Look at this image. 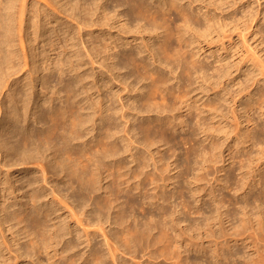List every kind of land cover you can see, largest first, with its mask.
Masks as SVG:
<instances>
[{
  "label": "bare ground",
  "instance_id": "1",
  "mask_svg": "<svg viewBox=\"0 0 264 264\" xmlns=\"http://www.w3.org/2000/svg\"><path fill=\"white\" fill-rule=\"evenodd\" d=\"M69 1L73 11L79 8L94 16L100 13V23L118 25L121 35L99 39L100 48H93V56L99 55L102 59V77L93 79L91 87L85 84L91 77L88 78L87 72V77L80 75L76 68L83 62L77 50L72 52L69 63L68 60L54 63L48 58L46 64L50 63L46 69L42 68L44 71L33 63L32 77L29 75L20 89L15 88L9 96L11 104L6 108L10 112L2 122L0 151L8 164L33 166L35 171L17 179L16 182L21 183L18 189L0 180V264H109V259L111 264H128L125 257L135 260L140 253L143 254L140 258L147 257L145 264H221V261L264 264V168L260 169L264 164V138L259 136L264 129H258V120L264 118V73L257 71L260 77L252 80L247 99L241 104L245 106L243 113L247 119L244 122L252 123L254 129L245 128L239 121L243 129L231 137L226 125L221 123L225 121L223 107L229 99L228 83L222 79L229 76L231 68L226 65L213 70L209 66L212 73L195 51L200 46H194L199 38H207L216 24L207 7H199L196 14L191 10L195 2L206 0ZM9 2L12 6L20 1ZM20 3L18 21L22 27L28 0ZM10 9V6L3 8L0 2V30L3 32L0 33V91L9 86L6 78L19 76L23 70L19 63L13 62L20 60L18 53L12 50L16 41L13 42L16 35L13 32L19 28L13 31L17 24L12 19L16 21L17 16L16 9H12L14 12ZM172 12L178 17L172 18ZM261 21L264 22V17L252 19L251 24L255 22L254 26L259 28ZM81 22L82 25L93 23L86 19ZM36 27L33 29L37 30ZM261 34L264 37L262 28ZM129 35H133V40ZM74 45L70 50H74ZM93 56L89 54L94 63ZM263 56L259 57L263 64L258 68L260 71L264 69ZM24 60V65L28 66L26 53ZM42 71L46 72L45 76L34 79L33 76ZM67 72L70 80L66 83L62 76ZM246 73L243 75L248 78ZM56 75L58 81L54 80ZM215 75L217 79L213 78ZM38 78L42 85L40 90H44L40 96L35 89ZM16 79L21 81L19 77ZM114 81L127 91L129 104L124 103L120 91H114ZM51 86H54L53 93L46 95ZM93 90L99 97L93 98ZM210 91H214L212 94L217 99H210ZM197 92L206 96V100L194 99ZM31 105L35 106L33 111ZM255 107L261 113L259 119L252 120ZM120 120L129 124L127 130L125 125L122 130L125 138L120 136ZM179 130L187 132L181 141L176 135ZM201 135L200 142L197 137ZM220 135L233 143L228 148L232 152L229 154L231 163L235 165L236 159L240 160L237 168H228L230 171L217 167L224 157L222 148L226 143L224 139L221 141ZM182 144L189 145L182 161L176 158L171 163L159 150V145L168 146L167 153L173 149L175 156ZM257 146L262 148L253 155L250 149ZM175 170L179 171L173 174ZM223 171L226 172L224 180L218 176ZM60 175L70 188V198L56 201L58 190L52 183ZM215 183H224L223 189L235 194L253 191L257 185L261 187L251 201H239L235 196L224 194L227 191L223 192L221 187L222 193L217 195ZM25 187L23 198L18 199L15 191L21 192ZM207 196L211 203L206 209L200 204L195 206ZM69 200L75 210L69 216L70 223L66 213H60L61 205ZM237 206L242 213L239 218ZM235 219L238 225L231 224ZM51 222H55L52 227ZM4 225L15 235L14 245L4 235ZM88 228L96 230L92 232ZM100 236L103 240H98ZM201 236L210 239L211 245H202ZM249 238L252 240L245 244ZM212 240L216 243L215 249ZM232 240L236 246L243 241L245 249L254 250L257 256L249 252L253 257L249 258L247 254L240 255L241 250L233 251ZM191 253L202 256L192 257ZM42 255H46L45 262Z\"/></svg>",
  "mask_w": 264,
  "mask_h": 264
},
{
  "label": "rangeland",
  "instance_id": "2",
  "mask_svg": "<svg viewBox=\"0 0 264 264\" xmlns=\"http://www.w3.org/2000/svg\"><path fill=\"white\" fill-rule=\"evenodd\" d=\"M18 1L21 2V0H18ZM57 1L56 0H28L26 15H25L26 19H24L25 20L24 24H23L24 26L21 27L20 26L21 24L19 23V21H20L19 20L20 19L19 10L21 9V5H19L20 2L19 3L15 2L11 6L10 5L11 3L9 2V0H2V1L0 0V2L3 5V8L4 7L7 8L10 6V7H12V9H14V11L16 9V12H14L12 9H10L15 13V16H17V17L14 16L16 21L14 20V18L13 19L11 18L12 22L17 24L16 26H14L15 24L13 25L14 26L13 31L15 29L19 28V29H17V31L13 32V34L16 33V35H15V38L13 39V37H12V39H13V42L15 41V39H16V41H15V44H13L14 45L13 47H15V48H13L12 50H15L18 53V57H20V60H17L18 59L17 58L13 62L15 64L17 62L16 65H18V63H19L18 66L23 68L22 72L19 73V76L18 75L13 76L12 79H10V80L6 78V80L9 82V86L7 88L5 87L6 89L1 88V91H0V134H2L3 133L2 131H4V129L2 128L3 127L2 126L3 119L5 118V115H7V113L10 112V109H8V108L10 107L11 103H10V99H8V98H9V96H11V94L15 88L17 89V87H18V89H20V87L23 85L21 83H24V80L30 78V76L32 77L33 65H34L33 63L36 62L38 68L42 69L45 67L44 69H46L47 65L50 63L49 62L48 64H46L47 63L46 61L48 60V58H50L51 61L53 60L54 63L61 61V60L62 61L68 60V63H69L70 62L69 59L72 56V52H78L79 51V53L81 55L79 58H83L82 59L83 62H81L79 64V66H76L77 64H75L76 63L75 58L72 61L74 62V65L78 69V72L80 73V75L85 76V74L87 72V74L89 76L86 74V77L87 76H88V78L91 77L92 81L90 78H89L90 81L88 79H87L88 81L86 80L87 82L85 81L86 86L91 87V85H93V79H95L97 77L99 79L102 77L101 73H100V70H101L100 64L102 63V59L99 55L93 56V48H95L97 46H98V48H100L101 42L99 41V39L102 41L106 37L107 38H109V37H115L116 38V37H119L121 35V33H120L121 30H120V27H118V25H114V26L113 25H111V26L106 25V26H104L103 24H101L102 22L100 23V20H99V18L101 16L100 13H98L99 15L95 14V16H94V15L88 14L86 12L84 13L79 8H78L79 9L78 12H77L78 9H75L73 11L71 9L72 8L71 4L69 6V3H67V1H69V0H65V2L62 0L63 3L61 2V0H59V2H61V3H58ZM215 1H217V2L214 3V2L209 1V0H206L204 2L198 1L192 5L191 10L194 11L195 14L199 11V7H205V8L207 7V9H209V11H210L212 18L216 22V24L214 25L213 32L205 39L199 38L197 40L196 45H194V46H195V48L197 46H200L201 49L196 48L195 51L199 52V57L201 58V59L200 58L199 59H200V61L205 62V63L204 62L203 63L205 66L207 65L206 67L210 66L214 70V68H217V67L221 68L222 66L227 65L228 67L230 66V68L232 69V70L230 69L229 76H227L225 79L224 78L222 79L226 82V84L228 83L227 91H228V98L229 99H228V103L226 104V106L223 107V117L225 118V121H224L225 123L224 122H221V123H222V126L226 125L227 131L231 133V137L232 136L234 137V136L240 134V128L243 129V126L245 128L246 127L249 128L250 130H253L255 127L254 125H252V123L247 124L244 122L247 118L245 117V115L243 113L245 106L241 105V104L244 103L247 99V94L251 90V84L253 83L252 80L255 79V77L256 78L260 77L259 74L261 72L264 73V69H262V71L259 70L261 68V65H263L260 62V61H262V60H260L262 58L259 59V57L260 56L262 57L264 55V37L261 34V28H262V30H264V22L263 21L260 22V27H259L260 30H259V28H257V26L256 27L254 26L255 22L253 24H251L252 19L257 20L260 18L262 19L264 17V0H215ZM88 2H91V0H88ZM65 3H67L68 5L67 4L64 5ZM108 3L110 4L111 2L109 1ZM187 4H188V1H187ZM205 8H203V11H205ZM70 10H72V12H70ZM12 11H11V17H13ZM73 15H75V16H73ZM86 15H88V16H86ZM89 15H92L93 17L89 16ZM82 17L83 18L85 17V18L83 19ZM175 17L177 18L178 15L175 12H172V18H175ZM11 19H10V22H11ZM85 19H86V21L88 20V21H90V23L91 22H93V23H91L90 25L87 24V25H89V27L87 25H84V24L82 25L81 21L82 20L85 21ZM12 22H11V24H12ZM36 22L38 24H36ZM38 25H40V26H38ZM77 25H79V26H77ZM81 25L84 27H82ZM13 26H12V28H13ZM18 26H20V27H18ZM36 26H38V28ZM35 27L37 28V30L33 29ZM20 28H22V29H20ZM81 29H82V31H81ZM18 30L19 31L21 30V32H19ZM0 31H1L0 33L3 34L2 30H0ZM80 31H81V33H80ZM20 36L22 37L21 38L22 40L24 37L23 41L20 39ZM132 36L133 35H129L128 37L133 40L134 37H132ZM70 38H71V42H70ZM72 38L74 40H72ZM75 41H76V43H74ZM22 43L24 44V46ZM54 43H56V46H54ZM199 43H200V45H199ZM51 44L53 46H50ZM74 44H76V46L78 48ZM73 45L75 46L73 48L74 50H70V46H73ZM23 47H25V48H23ZM63 49L66 50L64 53L62 52ZM91 49H92V51H91ZM198 49H200V50H198ZM25 53L28 55V62H29L28 66L24 65L25 64L24 63ZM88 53L92 54V56L94 58V60H93L94 63L91 61V58L89 57ZM58 54H61V55H58ZM263 58H264V56H263ZM34 59H36V60H34ZM71 59H73V58H71ZM37 60L40 62L37 63L38 62ZM254 65H255V67H254ZM81 66H85V67L83 69L78 68ZM210 67L207 69L213 73V71H212V69H210ZM44 69H42V70L44 71ZM245 69H247V71ZM6 71H7V68H6ZM43 71L41 72V74H35L33 76L34 79H36V77H38V76L40 77L42 74L43 75L41 77L45 76L46 72L44 74ZM209 71H208V73H209ZM242 71H244V72H242ZM257 71L259 72V74ZM245 72L248 73V78L250 77L251 79L249 78V80H247L248 78H245V76L243 75V73H245ZM7 73L8 72H6V74ZM212 73H210L209 75H211ZM58 75H56L57 77H56V79L54 78V80H57V78L59 80ZM64 75L65 76H62V77H64V78H62L64 80L63 82L67 83V81L70 80V77H69L70 74L67 72ZM17 76L19 78H21V81H18L16 79V78H18ZM213 78L217 79V76L215 75ZM245 79L247 80V82L245 81ZM19 82H20V85H19ZM35 82L37 84L35 86V89H36L37 93H39V96L41 95V93L44 94V92H43L44 90H40V88L42 89V87H41L42 85L40 83V78H38L37 81L35 80ZM245 83H248V84L246 87H243V85ZM98 84H101V81H99ZM98 84H97V86H98ZM4 85L5 84H3V86ZM113 85L115 87L114 91H120V95L122 96L123 100L125 101L124 103L126 105L129 104L130 101H127L128 100V93H127V91L124 90L123 86L120 85L119 83H117L116 81L113 82ZM52 89L54 90V86H53V88L51 86L49 91H48V94L47 93H45V94L50 96V94L53 93ZM253 89H255V87ZM50 90H52V92ZM93 91L91 92V94H94L93 98L99 97V94L97 95V92L95 90H93ZM213 92L214 91H210L208 94L210 96V99H211V97L217 99V97L213 96V94H212ZM62 96H64V95H62ZM84 97H85V95H84ZM193 97H194V99L195 98L197 99V97H199V98L203 97L204 100L203 99L202 100L203 101L206 100V96L204 97L203 94H199L198 92L195 93ZM62 98H64V97H62ZM56 103H59V102L56 101ZM31 106H32L31 110L33 111L35 106L34 105H31ZM6 107H8V108H6ZM260 113L261 112L259 111V109L255 107V115L252 117V120H253V118L255 119V117H256L255 120L259 119L258 117L260 116ZM252 115H253V113H252ZM140 116L141 115H139L138 117H140ZM134 118H137V115H135ZM139 119H141V118H139ZM263 120H264L263 117L258 120L260 123V124L258 123L260 125V127L258 129H260V128L264 129V121ZM217 121L220 122V120H217ZM239 121L244 123L243 126L239 125ZM124 125H125V128L127 130V127L129 126V124L126 125L124 121L120 120V127H121L120 130L121 131L125 130ZM244 131L245 130H243L242 132H244ZM261 131H264V130H261ZM121 133L122 134H120V136H122V137L125 136L124 131H122ZM178 133H179V135H178ZM186 133L187 132H185V131L179 130V132H177V134H176L177 139L179 141H181L180 138H183L184 136H186ZM261 133L264 134V132H261ZM261 133L259 134V136H260V138L263 139L264 135ZM261 135H263V136H261ZM125 137H123V138H125ZM220 137H222L221 141H223V139L226 140L225 141L226 143L223 145V148H222V153H223V156L225 158L221 157L219 163L217 164V167L222 166L225 168L226 171H230L229 169H231L233 166L236 168L239 166L240 160L236 159L237 161H236V163H234L235 165H233L231 163L233 161L230 159L229 154H232V152L228 148H230L233 143L230 142V140L225 139V137H223V135H220ZM197 138L199 139L198 141H200V142L203 139L202 135L198 136ZM207 143L209 144V142H206L205 144H207ZM262 145H264V144H262ZM188 146L189 145H183V144L180 145L179 149H177V151L175 153V156H173L174 154L172 155L173 152H171V151H173V149L168 151V153H167V149L169 148L168 146H167L168 147L167 148L164 145H159V150H162L163 151L162 154L165 155L166 157H169L167 160L168 161L171 160L170 162L173 163L176 160V158H178V161L179 160L182 161L184 159L185 148H188ZM259 148L260 147L257 146V148L254 147L253 149L251 148L250 150L253 151V155H256V154H258ZM261 148H262V146H261ZM155 149H157V148H154L153 150L155 151ZM141 150H143V149H141ZM157 152H158V150L155 151V153H157ZM246 153H247V151H244V154H246ZM241 154H243V153H241ZM241 154H238L239 156L237 155L238 158H240ZM244 158H245V155H244ZM128 160H131V159H128ZM174 167L175 166H173V168ZM222 167H220V168H222ZM263 168H264V164H263V166H261L260 169H263ZM151 169H152V167L150 168V170ZM179 170H175L173 172V174L177 173L176 171H179ZM33 171H35L33 166H31V168H30V166H21V165H13L12 166L11 164H8L4 159L3 152L1 153V151H0V180L2 182H3V180H4V182L8 181V183H12L11 185L16 186V188L18 189V187L20 186L19 184H21V183L16 182L17 179L18 178L21 179L24 176H26V174L33 172ZM225 173L226 172H224V171L222 173L220 172L218 176L219 177L221 176L222 180H224ZM237 174H239V172H237ZM215 175L216 174L211 175V177H213ZM238 178H240V176ZM258 178L256 180H258ZM65 182H66V179L63 177V175H60L57 178L55 177V180L52 183L54 185V188L57 187L56 189L59 192V193L58 192L56 193L57 196L54 194L56 196L54 198L58 197L56 199V201L60 200V198H62V197L64 198V199L62 198L63 200H65V197H66V199H67V197L70 198V188H69V186L65 185L66 184ZM223 184H220V183L214 184L216 191H218V192H216L217 195H220L222 193V192H220V189L221 188L223 189V187H222V186H224ZM104 185H106L105 182H104ZM45 187L49 188L50 186L46 185ZM260 187H261L260 185H257L255 187L256 189H253V191H250L251 193L249 192V190H246L249 193H247V192L244 193L243 191H241L240 193L238 192V194H235L234 191H232V193H230L229 190L227 191L225 189H223L222 191L223 192L227 191L224 194H226L228 197L235 196L239 201L240 200L244 201L246 199L247 200L250 199V201H251L252 197L256 196L259 193ZM171 188L172 187H170L168 190L171 191L170 190ZM257 188H259V189H257ZM26 190L27 189L25 187V189H22L21 192L18 190L15 191L17 198L18 199L23 198V197H21L22 193L26 192ZM49 198L51 199L52 197H49ZM218 198H221V197H218ZM192 200L193 199H191V201ZM198 200H200V199H198ZM201 200H202L201 202H199L197 204L194 203V205L196 204L195 206H199V204H200L203 208L206 209L207 204L211 203L210 197H208V196L203 197V199H201ZM23 201H26V198L23 199ZM243 201H241V202H243ZM61 206L63 208V211L60 213L64 212V213H66L65 215H67L68 217L71 214L73 215V213H75L74 212L75 210L73 211V207H71L70 200L67 201L66 204H63ZM238 208L239 207L237 206V212L239 213V215L237 217L239 218V216L241 217L242 213H241V211L239 212ZM229 209H232V207H230ZM223 210L224 209H222V211ZM192 217L194 218L197 216L193 215ZM68 219H69L68 221L70 223V217ZM237 221H238V219H235V221L231 222V224L235 225V223L237 224ZM56 222H57V220H56ZM54 223L55 222H51V224H52V225L50 224L51 227L54 225ZM73 224L76 225V223H72V225ZM226 224H227V222H225V226L230 231V228H228L230 226L226 225ZM228 224H230V223H228ZM238 224H239V222H238ZM183 226H185V223L183 224ZM107 227H108V225H107ZM216 227H218V226H215V228ZM90 229L92 230V232L96 230V228H93L94 230L92 228H90ZM108 229H109V227H108ZM8 230H9V227L4 225L3 226L4 235L6 236L8 242H10V244L14 245L15 243L13 244V242H14L13 238L15 237V235H12L13 234V233H11L12 231H8ZM204 237H205V239H204ZM204 237L202 238V236H201L200 239H202V241L199 240L203 243L202 245H205V246L211 245V243H209L211 240L206 238V236H204ZM67 238H70V237L68 236ZM98 240H103V237L100 236ZM251 240L252 239H250V238L248 239V241L246 239L245 244L247 242L249 243ZM233 241L234 240H232L230 242L231 243L230 246L231 247L233 246L232 247L233 249L235 247V249L233 251H235L237 249H238V251L244 250V252L240 251V253H241L240 255H242V253H244L243 255L247 254L245 256H247L249 258H253V257H250V255L252 256V255L256 254V256H257V253H255L254 250H250L247 247L245 249L246 245L243 244V241L237 242L238 246H236V242L235 241L233 242ZM215 245H216L215 242H214V244L212 243L213 249H215ZM262 245H264V242L262 243ZM241 247L242 248L244 247V248L242 249ZM249 252H251L250 255H249ZM201 253L204 254L205 252H201ZM201 253L200 254L191 253L190 255L192 257L199 255V257H200ZM141 255H143V254L140 253V256ZM44 256L45 257H43V255H42L43 258L41 257V259L42 260L44 259L43 261L45 262L46 261L45 260L46 255H44ZM140 256H139V258L137 257L135 260H132L130 257L127 256V257H125L126 258L125 260L128 261V264H137V263L139 264L140 261L144 262V264H145V262H147V261H145V260H147V257L145 256L146 258L144 257L142 259V257L140 258ZM256 256H254V258H256ZM57 258H56V260H57ZM58 260H59V258H58ZM109 260L107 261V263L111 264L112 261L111 260L109 261ZM213 261H215V260H213ZM224 262L225 261H223V262L221 261L220 263L223 264ZM224 264H228V262L224 263Z\"/></svg>",
  "mask_w": 264,
  "mask_h": 264
}]
</instances>
